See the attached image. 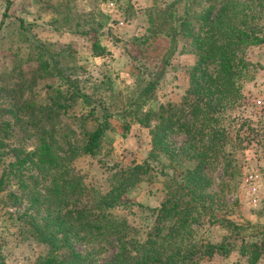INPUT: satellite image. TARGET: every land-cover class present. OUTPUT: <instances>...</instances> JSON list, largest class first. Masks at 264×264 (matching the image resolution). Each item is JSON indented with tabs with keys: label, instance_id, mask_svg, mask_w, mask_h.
<instances>
[{
	"label": "trees",
	"instance_id": "trees-1",
	"mask_svg": "<svg viewBox=\"0 0 264 264\" xmlns=\"http://www.w3.org/2000/svg\"><path fill=\"white\" fill-rule=\"evenodd\" d=\"M146 17L145 33L135 41L146 56L148 78L134 96L120 102L114 114L104 110L95 118L92 130L76 133L61 123L74 96L91 105L90 96L75 90L71 82L65 83L73 89L72 95L68 97L59 86L48 87L51 93L43 103L24 98L22 86L12 88V117L23 119L25 130L36 138L32 151L12 150L10 165L19 190L37 214L27 219L31 235L48 247L46 255L32 264H95V255L106 245L114 253L103 264H201L206 258L233 252L246 264L264 258V198L257 213L263 221L229 220L226 194L223 189L210 190L213 180L207 172L210 167L221 168L222 183L234 175V151L241 140L234 129L240 119L232 112L240 106L244 85L254 80L259 66L247 51L264 44V0H186L181 12L172 5L154 6ZM2 26L1 21L0 30ZM180 42L195 58L181 100L146 108ZM104 53L94 43L93 54ZM41 68L45 70L43 64ZM89 113L92 117L95 106ZM246 122L242 120L240 128ZM132 124L148 129L147 159L117 170L105 192L88 187L75 172L74 161L96 156L106 132L124 138ZM233 131L237 147L230 144ZM177 138H184L180 145ZM158 158L165 161L164 196L158 207L150 209L152 225L140 231L114 210L126 207L124 194L149 175L150 162ZM3 184L2 175L0 192ZM205 225L219 226L225 235L212 242L199 233ZM74 240L95 242L98 247L82 255L73 248Z\"/></svg>",
	"mask_w": 264,
	"mask_h": 264
},
{
	"label": "rangeland",
	"instance_id": "rangeland-1",
	"mask_svg": "<svg viewBox=\"0 0 264 264\" xmlns=\"http://www.w3.org/2000/svg\"><path fill=\"white\" fill-rule=\"evenodd\" d=\"M185 3L186 0H0V22H3L0 30V177L3 175L4 178L0 192V264H32L48 252L47 245L31 235L27 219L37 214L19 190L18 179L10 166L14 161L12 150L30 152L36 141L31 130H25L23 119L12 117V88L22 86L24 98L43 103L51 93L48 87L59 86L68 97L72 95L73 89L65 83L71 82L75 90L90 96V106H95V113L92 117L87 116L90 106L74 96L61 123L76 133L92 130L96 126L95 118L104 110L114 114L148 78L146 56L135 41L142 37L148 26V10L154 6L172 5L181 12ZM94 43L104 48L103 55L93 54ZM259 47L247 51V57L259 66L255 69L254 80L244 85L240 106L232 112V116L240 119L234 129L238 130L241 140L234 151L237 162L232 170L234 175L231 181L222 183L221 168L207 169L213 180L210 190H224L229 206L228 219L239 224L263 221L257 216L262 203H251L244 181L248 170L258 172L263 200L264 109L254 104L255 99H264V51L254 54ZM194 60L180 42L146 108L178 103L187 88L188 71ZM42 64L45 70L41 68ZM242 120L247 122L240 128ZM183 140L177 138L175 141L180 145ZM231 140L232 146H238L234 131ZM149 150L148 129L132 124L124 138L117 132H106L105 144L99 154L77 158L73 168L84 184L105 192L112 174L141 164L147 159ZM150 164L149 175L124 194L126 207L114 210L140 231L152 225L150 209L158 207L164 196L165 177L161 169L165 161L158 158ZM199 233L212 242L220 241L225 235L216 225H205ZM97 247L95 242L73 241V248L82 255ZM113 253L114 249L106 245L105 250L95 255V264L109 261ZM201 264L246 263L233 252L227 257L214 255L202 260ZM258 264H264V258Z\"/></svg>",
	"mask_w": 264,
	"mask_h": 264
},
{
	"label": "built area",
	"instance_id": "built-area-1",
	"mask_svg": "<svg viewBox=\"0 0 264 264\" xmlns=\"http://www.w3.org/2000/svg\"><path fill=\"white\" fill-rule=\"evenodd\" d=\"M257 108L264 109V99L257 98L254 100ZM244 181L247 184V191L250 195V201L253 205H257L262 200L263 192H260V175L256 171H247L244 175Z\"/></svg>",
	"mask_w": 264,
	"mask_h": 264
},
{
	"label": "crops",
	"instance_id": "crops-1",
	"mask_svg": "<svg viewBox=\"0 0 264 264\" xmlns=\"http://www.w3.org/2000/svg\"><path fill=\"white\" fill-rule=\"evenodd\" d=\"M260 51H264V44L261 45L255 52L254 54L258 55L257 53L260 52Z\"/></svg>",
	"mask_w": 264,
	"mask_h": 264
}]
</instances>
